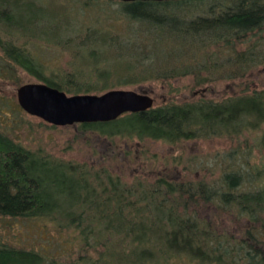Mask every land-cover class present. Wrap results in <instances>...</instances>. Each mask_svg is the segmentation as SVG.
<instances>
[{
  "label": "trees",
  "instance_id": "16d2710c",
  "mask_svg": "<svg viewBox=\"0 0 264 264\" xmlns=\"http://www.w3.org/2000/svg\"><path fill=\"white\" fill-rule=\"evenodd\" d=\"M48 5L0 0V62L7 67L0 79L21 85V70L68 95L100 94L182 76L197 84L242 78L264 62V0ZM40 46L63 65L52 68L44 51L35 52ZM76 125L111 142L239 137L264 125V89L169 101ZM259 137L256 146L264 149V131ZM254 146L233 150L237 157L219 170V182L204 175L126 180L103 165L29 150L0 131V218L47 217L73 231L71 244L79 242L76 257L65 262L0 243V264H264V183L249 179L253 166L244 158ZM209 204L234 210L252 226L240 238L219 230L200 216Z\"/></svg>",
  "mask_w": 264,
  "mask_h": 264
},
{
  "label": "rangeland",
  "instance_id": "374dc122",
  "mask_svg": "<svg viewBox=\"0 0 264 264\" xmlns=\"http://www.w3.org/2000/svg\"><path fill=\"white\" fill-rule=\"evenodd\" d=\"M61 1L49 0L48 6L58 9ZM32 46L29 45L30 48ZM42 47L34 49L35 52L40 54L44 51ZM44 52L52 68L63 65V61L55 55L56 52ZM6 73V65L0 62V74ZM16 75L22 84L36 82L24 71L16 70ZM19 86L14 81L0 79V131L29 150L65 161L103 165L126 180L139 175L151 178L166 176L170 180H196L204 175L208 181L212 180L214 183L216 180L219 182V170L229 160L236 159L237 152L234 149L240 147L241 151L255 145L249 153H245L244 158L253 166L254 176L249 179L254 181V177L258 176L256 183H264V149L256 146L259 135L264 131V125L259 130L243 133L239 137L223 135L175 144L148 139L111 142L95 132H81L76 124L53 127L35 116L28 115L15 105ZM118 88L150 96L153 106L198 98L218 100L252 89H264V62L251 68L242 78L197 84L191 76H182L164 82L155 81ZM245 139L247 144L244 143ZM200 216L212 222L219 230L239 238L252 226L246 217L237 215L234 210H219L214 204L206 205L200 210ZM73 235L72 230L59 228L47 217L0 218V243L43 251L45 255L55 257L58 261L65 262L76 257L79 242L71 244L70 238Z\"/></svg>",
  "mask_w": 264,
  "mask_h": 264
},
{
  "label": "water",
  "instance_id": "95a60500",
  "mask_svg": "<svg viewBox=\"0 0 264 264\" xmlns=\"http://www.w3.org/2000/svg\"><path fill=\"white\" fill-rule=\"evenodd\" d=\"M16 99L25 113L56 127L109 122L124 113L141 112L153 106L150 96L130 89H111L100 94L68 95L41 82L20 85L16 91Z\"/></svg>",
  "mask_w": 264,
  "mask_h": 264
}]
</instances>
